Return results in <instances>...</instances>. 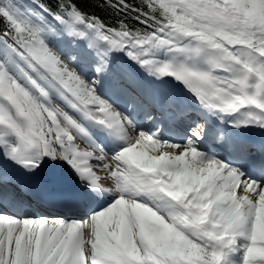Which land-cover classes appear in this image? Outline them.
I'll use <instances>...</instances> for the list:
<instances>
[{
    "label": "snow or ice",
    "instance_id": "6c2138e0",
    "mask_svg": "<svg viewBox=\"0 0 264 264\" xmlns=\"http://www.w3.org/2000/svg\"><path fill=\"white\" fill-rule=\"evenodd\" d=\"M88 3L0 0V264H264V0Z\"/></svg>",
    "mask_w": 264,
    "mask_h": 264
},
{
    "label": "bare ground",
    "instance_id": "6f19581e",
    "mask_svg": "<svg viewBox=\"0 0 264 264\" xmlns=\"http://www.w3.org/2000/svg\"><path fill=\"white\" fill-rule=\"evenodd\" d=\"M137 73L140 75L139 72H137ZM141 77H142V76H141ZM170 83L173 84V85H175L176 87H178L177 84L172 83V82H170ZM171 84H169L170 87H171ZM147 85H148L150 88H151V87H156L155 85H151L149 81H148ZM181 90H182V91H185L184 88H183L182 86H179V88H175V91H176V92H179V91H181ZM185 92H187V91H185ZM105 185L108 186L106 183H105Z\"/></svg>",
    "mask_w": 264,
    "mask_h": 264
},
{
    "label": "trees",
    "instance_id": "16d2710c",
    "mask_svg": "<svg viewBox=\"0 0 264 264\" xmlns=\"http://www.w3.org/2000/svg\"><path fill=\"white\" fill-rule=\"evenodd\" d=\"M79 2H81L82 6L85 8V10L94 11V9L90 8L88 0H79ZM97 14L99 15L100 13H97Z\"/></svg>",
    "mask_w": 264,
    "mask_h": 264
}]
</instances>
